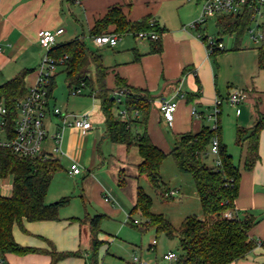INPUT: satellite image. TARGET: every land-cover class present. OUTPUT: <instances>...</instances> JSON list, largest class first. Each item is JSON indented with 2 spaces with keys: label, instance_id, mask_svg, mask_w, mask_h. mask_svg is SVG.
Returning <instances> with one entry per match:
<instances>
[{
  "label": "crops",
  "instance_id": "obj_1",
  "mask_svg": "<svg viewBox=\"0 0 264 264\" xmlns=\"http://www.w3.org/2000/svg\"><path fill=\"white\" fill-rule=\"evenodd\" d=\"M114 6L120 7L129 21L150 17L160 29H164L160 35L162 50L154 51L152 41H137L132 33L123 35L115 46L97 45L91 31L97 20ZM199 15L200 0H0V85L28 69L30 72L25 82L27 88H31L38 79V67L43 56L38 41L39 32L43 29L64 28V32L57 37L56 45L83 38L88 47L90 40L100 48L108 47L99 54L102 65L107 68L106 82L109 89H114L117 78L121 77L132 87L150 92L154 101L146 128L152 141L167 153L173 149L179 134L197 132L206 125L204 118L192 116L193 107L205 112L217 98L228 97L235 88L246 92L247 98L240 104V113L235 111L232 121L234 137L230 138L225 133L221 124L223 116L219 118L221 141L235 164L241 168L239 195L233 215L242 218L252 214L256 218L249 235L257 245L245 258L231 264H264V130L259 143L260 159L251 170L244 168L245 149L236 143L237 128L251 127L264 115V85L259 82L264 70L259 67L257 47H243L242 43L236 47L235 40L231 49H227L224 44L225 49L210 53L208 26L209 20L216 17L210 18L203 26L195 27L193 22ZM115 28V25H111L108 29L112 31ZM201 31H204L202 37L199 36ZM91 76L94 87H97L94 65L91 67ZM92 91L95 92L93 88ZM53 98L52 92L51 103ZM93 98H98L95 93ZM165 98L178 102L173 127H168L159 109L160 101ZM119 105V108L114 109L115 118L120 117L119 110L124 108V103ZM63 110L70 113L88 112L92 122V128L86 131L67 128L60 150L54 151L57 143L50 134L57 130L58 124L51 115L45 119L49 132L45 143L51 150L46 149L62 165L51 181L46 201L52 203L70 197V202L59 209V218L56 220H23L21 224L16 223L13 227L15 240L22 246L34 248L35 252L25 255L7 253L2 255V264H51L49 252L52 250H79L77 254L81 255L82 244L92 246L94 234L91 219L95 215L102 214L104 218L133 216L138 188L143 187L139 182L142 176H139L138 165L142 156L138 147L111 140L102 101L99 105L93 103L92 107H66ZM137 114L139 119L143 118L141 112ZM149 119L158 123V129L148 126ZM160 125L174 132L173 143L168 141L167 133L161 130ZM135 130L142 131L143 128L137 126ZM231 146L238 148V152ZM74 162L82 167L81 174L72 175L68 172ZM121 173L126 180L123 186L119 185ZM0 189H3L1 194L9 195L12 185L2 183ZM197 198L200 202L199 196ZM100 231L98 239H110ZM172 248L168 252L180 254ZM74 258L68 256L57 264H74ZM167 264L180 263L169 260Z\"/></svg>",
  "mask_w": 264,
  "mask_h": 264
},
{
  "label": "trees",
  "instance_id": "obj_2",
  "mask_svg": "<svg viewBox=\"0 0 264 264\" xmlns=\"http://www.w3.org/2000/svg\"><path fill=\"white\" fill-rule=\"evenodd\" d=\"M219 37L223 42L225 34L235 38L236 47L240 46L243 37L251 25V10L246 9L238 15L225 14L216 17ZM115 25V29L108 28ZM140 31L157 32L159 38L150 40L154 51L162 50L160 35L164 29L150 18L139 21H129L120 7H111L105 16L97 20L91 33L92 36L104 33L125 35ZM225 49V48H224ZM218 50L217 48L213 53ZM260 69L264 70V39L257 47ZM50 54L63 59L70 89L85 82L92 86L95 95L102 101L107 117L108 135L114 142L136 145L142 156L138 165L139 176L146 175L155 187L161 186V166L170 154L178 168L192 175L200 199L203 217L195 214L185 217L179 228L162 213L153 211V199L143 187L138 188L137 203L132 214L138 212L145 221L141 230L155 228L158 233H165L169 237H177L181 253L178 254L180 264H231L245 258L255 248L257 242L251 238L249 232L256 223L252 214L244 217L225 216L229 210L234 211L235 201L239 195L241 168L235 164L232 155L221 141L222 127L212 129L204 125L197 131H189L177 136L175 145L170 153L158 147L151 139L147 128V119L154 98L146 89H136L127 84L121 77L117 78V85L109 89L106 82L107 68L102 65L101 55L92 51L83 38H75L68 42L53 46ZM96 69V85L91 76V67ZM30 70L25 69L0 85V103L6 108L5 130L8 137L14 136V126L17 118L16 103L28 93L26 76ZM55 87V78L50 84V91ZM115 90L126 93L124 107L128 112V120L115 118L114 109L119 104L111 94ZM136 112L142 113L139 119ZM220 123V122H219ZM142 127L136 131L135 127ZM264 130V115H261L251 127H238L236 143L245 149L244 168L251 170L259 161V143L261 132ZM220 138L219 156L222 164L209 167L205 161L214 135ZM62 165L57 158L26 157L15 153L11 148L0 146V178H13L11 194L0 193V255L14 253L25 255L35 252L34 248L22 246L14 238V225L23 220L43 221L59 218V209L70 202V197H63L52 203L46 201L47 192L54 175ZM126 180L121 173L119 185L123 186ZM165 190H168L165 188ZM104 215H95L91 219L94 238L92 248L97 250L103 241L97 238ZM130 220L135 223L132 215ZM52 256L51 264L76 253L49 252Z\"/></svg>",
  "mask_w": 264,
  "mask_h": 264
},
{
  "label": "built area",
  "instance_id": "obj_3",
  "mask_svg": "<svg viewBox=\"0 0 264 264\" xmlns=\"http://www.w3.org/2000/svg\"><path fill=\"white\" fill-rule=\"evenodd\" d=\"M246 9L251 10V25L247 30V35L252 41L262 42L264 39V0H200V15L193 22V26H203L210 18L219 15H238L243 13ZM63 32L64 28L56 30L43 29L39 32V44L42 48L47 49V52L43 54L41 58L36 83L29 88L28 93L16 103L18 113L14 126V136L11 138L7 136L5 130L6 108L0 103V133H3V137H0V146L11 148L15 153L21 156L39 157L43 159L55 158L52 153L43 147V144L49 136L48 129L45 125V119L50 115L52 118L57 119L56 123L58 124L57 130L50 134L57 143L53 148L54 151L60 150L61 141L67 128L73 127L83 131L92 128V122L88 112L70 113L51 103L52 92L50 91V84L55 77L57 66L61 65L63 59L56 58L50 54L49 51L56 45L57 37ZM134 36L138 40H156L159 38L157 32L151 31H140L135 33ZM199 36H204V31H201ZM121 39L122 35L117 33H104L94 36V42L99 46H115ZM208 47L210 53H212L217 48L224 49L225 45L222 41L210 37L208 39ZM85 86V82H82L80 85L73 87L71 93L77 96L82 95V88ZM125 96L126 93L123 90H115L112 94L113 99L119 104H123ZM246 98V92L239 88H235L231 91L226 100L236 107V112L239 114L240 104L244 102ZM221 104L222 98H217L214 105L205 112H200L193 107L191 110L192 116L196 119L204 118L208 121H214V125L211 128L216 129L219 126V118L222 112ZM159 109L168 127H173L175 113L178 109L177 100L165 98L160 101ZM119 116L122 120H128V112L125 107L119 110ZM209 151L218 157L217 164L220 166L222 164L219 156L220 138L217 134L212 138ZM82 171L83 169L79 163L74 162L71 164L68 172L72 175H78L81 174ZM176 192L177 191L169 190L166 195L173 196ZM106 199L108 200L109 198ZM225 216L228 218L234 216L233 211H227ZM134 222L139 223V220L134 219ZM156 245L157 239H154L151 248H156ZM164 257L166 260L171 261H177L179 258L178 254L175 252H168ZM3 262L4 258L0 255V264ZM134 262L135 264H146L137 256H134Z\"/></svg>",
  "mask_w": 264,
  "mask_h": 264
},
{
  "label": "rangeland",
  "instance_id": "obj_4",
  "mask_svg": "<svg viewBox=\"0 0 264 264\" xmlns=\"http://www.w3.org/2000/svg\"><path fill=\"white\" fill-rule=\"evenodd\" d=\"M216 20V18L210 19L208 26V33L214 38L219 37ZM128 35L132 36L131 34ZM136 40L140 41L138 39ZM234 40L235 39L231 34H225L223 36V43L227 46V49L233 47ZM91 42L92 41L90 40L89 48L96 53H102L103 50L108 49V47L100 48ZM242 45L243 47L248 46L256 48L260 46L261 43L252 41L246 34L242 39ZM42 49L43 54H45L47 49ZM261 75L259 82L264 85V72H262ZM54 78L55 87L52 91L54 96L52 105L56 103L55 105L61 109H65L66 107L87 108L89 106L92 107L93 103L97 105L101 103L99 98H93L94 93L92 91V86L89 85L82 88L83 95L77 96L72 94L69 81L62 65L57 66ZM226 99L227 97L222 98L221 115L224 119L222 117L221 124L225 133L232 138L234 137L232 121L235 118L236 107L231 105ZM53 120L56 121L57 119L53 118ZM153 123L154 122H151V119L148 120V126H150L151 129H158V123L155 122L154 125ZM205 123L211 127L214 125V121L206 120ZM160 128L165 134L167 133L170 135L168 136L166 134V137L170 143H173L175 140L174 132L172 130H166L163 125H160ZM0 137H3V133H0ZM43 147L51 150L50 146L46 147V143L43 144ZM231 149L238 152V148L235 146H231ZM56 155L58 154L56 153ZM217 159L218 157L209 151V154L208 156H205L204 161L209 167H217ZM161 180L160 187L153 186L146 175L140 177L139 180L140 184L153 199L154 211L157 213H163L169 220H171L176 228H179L185 217L189 214L203 216L192 175L179 172L172 156H169L164 161L161 170ZM2 183L12 185L13 178H0V184ZM165 188H171V190L177 192L173 196H167L166 193L169 192V190H165ZM0 191L3 192V189H0ZM69 207H71V204H69ZM132 217L133 219L139 220L140 224L137 226L134 225L132 220H128L129 218L127 215L105 217L100 225V233L108 235L110 239H99L103 241V243L96 251L93 250L92 246L88 247L85 244H82L81 246V255L77 254L79 250H75L74 252L68 251L76 253L71 255L75 257L73 260L75 262L74 264H85V262L86 264H135L134 256L139 257L142 262L148 264H167L169 260L164 259V253L168 252L171 247H173L172 249L177 250L178 253H181L179 245L177 244V237H169L165 233H158L155 228H149L142 231L140 228L145 221V218L138 212L134 213ZM123 227L124 229L122 230ZM119 237L121 239H119ZM154 239L158 240V245L156 248H151L150 244H152ZM173 261L176 263V260Z\"/></svg>",
  "mask_w": 264,
  "mask_h": 264
}]
</instances>
